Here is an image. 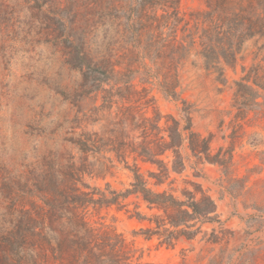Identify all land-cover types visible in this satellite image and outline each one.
<instances>
[{"label": "trees", "instance_id": "trees-1", "mask_svg": "<svg viewBox=\"0 0 264 264\" xmlns=\"http://www.w3.org/2000/svg\"><path fill=\"white\" fill-rule=\"evenodd\" d=\"M23 1L36 18L53 21L54 33L43 34L44 41L80 72L72 91H60L75 113L59 122L61 141L79 155L54 148L20 173L0 161V264H150L134 262L121 237L98 233L85 217L90 206L123 207L131 195L158 212L147 216L136 208L132 213L150 223L140 229L143 234L157 236L167 246L179 237L193 239L203 223L216 220L215 201L195 182L180 195L152 189L137 159L155 167L147 173L156 185L184 169L183 145L199 160L224 164V159L210 154L209 139L193 130L186 109L179 119L162 115L150 99L141 101L144 95L117 67L146 65L148 60L163 77V92L177 98L175 65L191 51L206 69L221 71L219 65L236 62L245 41L264 38V0H202L204 9L190 13V27L189 21L180 26L179 0ZM253 84L264 86L256 78ZM236 85L234 104L238 113H245L258 104L257 93L250 85ZM89 99L92 104L85 105ZM97 122H102L97 130H87ZM112 153L132 173V181L123 191L106 193L84 177L110 173L113 160L106 154ZM166 153L168 160L162 157Z\"/></svg>", "mask_w": 264, "mask_h": 264}, {"label": "rangeland", "instance_id": "rangeland-1", "mask_svg": "<svg viewBox=\"0 0 264 264\" xmlns=\"http://www.w3.org/2000/svg\"><path fill=\"white\" fill-rule=\"evenodd\" d=\"M64 1V0H62ZM204 9L202 0H179L180 26L193 20L191 12ZM160 13V11L158 12ZM23 0H0V161L8 162L20 173L37 165L39 157L54 148H66L79 155L69 142H62L64 117L71 118L75 108L60 91H72L80 81V72L63 62L58 49L44 41L43 34L55 29L50 19H40ZM54 35V34H52ZM52 38L51 35H49ZM264 38L245 41L233 65H219L221 71L206 69L202 59L191 51L189 58L175 65L179 80L177 98L166 95L155 65H121L135 89L150 99L162 115L176 118L189 112L192 128L209 139L210 154L224 159V164L199 160L183 145L184 169L171 173L162 184H154L148 170L155 167L137 159L140 171L154 190L180 195L183 188L202 189L216 203V220L205 222L193 239L179 237L174 245L159 243L140 229L150 226L132 213L139 210L150 216L140 197L124 199L117 205L89 207L85 217L98 233L116 234L124 240L132 260L150 264H264ZM252 86L255 101L245 113L234 104L237 83ZM91 105V100H85ZM97 99L95 104H99ZM147 108V115H152ZM164 118L160 124L164 123ZM102 122L89 124L97 130ZM110 155L113 167L104 177L84 180L100 191H123L130 186L132 173ZM169 153L163 158L168 160ZM133 156L128 158L129 164ZM95 157L89 155V160ZM98 162H96L97 164ZM108 183V185H106ZM97 196V195H96Z\"/></svg>", "mask_w": 264, "mask_h": 264}]
</instances>
